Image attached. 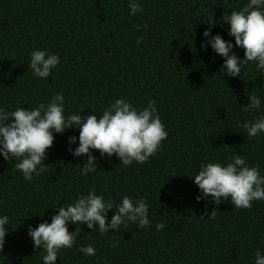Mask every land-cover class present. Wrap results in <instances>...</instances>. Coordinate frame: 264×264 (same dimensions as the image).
I'll return each instance as SVG.
<instances>
[{
	"label": "trees",
	"instance_id": "trees-1",
	"mask_svg": "<svg viewBox=\"0 0 264 264\" xmlns=\"http://www.w3.org/2000/svg\"><path fill=\"white\" fill-rule=\"evenodd\" d=\"M139 3L143 12L130 16L128 0H0V107H36L62 92L66 115L99 118L117 98L138 108L154 99L168 133L142 164L124 166L115 154L101 158L93 150L97 171L85 176L80 165L86 156L67 150V138L78 136V129L54 133L45 171L31 182L15 168V159L0 156V215L9 216L0 264H42L43 250L33 248L28 226L50 222L54 204L72 203L93 185L114 203L125 195L144 197L150 225L130 223L106 235L81 225L77 241L60 250L56 264H254L256 249L264 252V200L247 209L229 200L197 201L198 188L189 177L201 162L224 163L234 154L258 164L264 175V133L248 137L238 127L258 115L243 111L242 104L250 94L264 97V73L249 64L241 78L228 77L220 68L223 58L200 47L213 15L211 33L232 40L243 58L221 18L247 0ZM37 48L60 57L46 79L28 68ZM205 206L215 207L213 219L201 218ZM158 222L165 223L163 230H156ZM75 227L69 224V231ZM84 244L96 249L94 256L78 250Z\"/></svg>",
	"mask_w": 264,
	"mask_h": 264
},
{
	"label": "clouds",
	"instance_id": "clouds-1",
	"mask_svg": "<svg viewBox=\"0 0 264 264\" xmlns=\"http://www.w3.org/2000/svg\"><path fill=\"white\" fill-rule=\"evenodd\" d=\"M128 8L130 16L144 10L139 0H128ZM212 16L207 21L209 27L201 33L204 38L201 49L210 47L223 58L220 68L228 77L241 78L249 64L264 73V0H247L238 10L222 15L235 47L243 49V58L233 51L232 40L224 39L220 33H211L212 26L217 23ZM59 63L56 53L37 48L30 53L28 68L34 77L46 79ZM247 99V104H242L243 111H254L258 115L244 120L238 127L244 129L248 137H256L264 133V97L250 94ZM70 128L78 129V136L67 138V150L73 157L86 156L80 165L81 176L97 171L93 150H99L101 158L107 154L110 159L115 154L124 166L133 162L142 164L157 152L168 135L154 99L138 108L124 98H117L98 118L91 113L66 115L65 97L62 92H56L47 103H39L36 107H16L11 111L0 107V156L9 162L15 159V168L25 181L31 182L34 175L45 171L44 160L55 139L54 133L62 134ZM73 144L76 147H71ZM189 177L198 188L197 201L218 205L229 200L234 208L247 209L252 207L253 201L264 200V175L259 165H249L246 158L238 154L224 163L201 162L196 174ZM216 213L215 207L209 211L205 206L201 218L207 216L211 220ZM130 223L139 228L150 225L146 199L125 195L119 203H114L103 194H97L93 185L86 194H78L72 203L54 204L50 222L43 220L35 227L29 225L27 235L34 249L43 250L42 264H56L60 250L72 248L77 241L81 225H86L91 232L106 235L109 229L117 231ZM8 224L9 216L0 215V251L4 249ZM69 224L76 226L73 231H69ZM155 228L163 230L165 223L158 222ZM117 243L112 246L116 247ZM78 250L85 256L96 253L91 244L79 245ZM254 264H264V252L260 248L254 253Z\"/></svg>",
	"mask_w": 264,
	"mask_h": 264
}]
</instances>
